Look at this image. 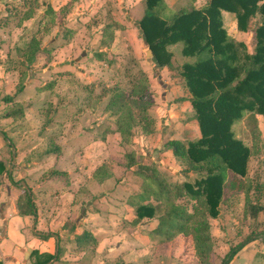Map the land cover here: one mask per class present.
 <instances>
[{"label": "rangeland", "instance_id": "rangeland-1", "mask_svg": "<svg viewBox=\"0 0 264 264\" xmlns=\"http://www.w3.org/2000/svg\"><path fill=\"white\" fill-rule=\"evenodd\" d=\"M168 1L170 7L176 9L194 2V5L200 6L206 0ZM47 7L50 10L54 9L53 17L50 16L49 11L43 15L44 11L41 9L45 10ZM141 7L143 9L145 7L143 0H0V105L10 102L17 109L24 104L29 106V103L40 105L35 111L30 112L29 109V120L20 125V133L33 132L47 135L48 138L61 133H70L74 129L78 131L93 129L91 132L93 140L99 142L94 141L98 143L95 144L96 148L102 149L104 143V148L111 150L109 157L105 159L116 171L115 178L124 179L123 182L127 184L124 191L119 193L120 196H116L117 193L111 194V198L125 200L123 208L117 206L116 210H111L116 216H111L108 221L111 229L99 223L97 218L94 219L92 228L105 234L109 231L108 235H111V231L118 227L120 231L115 232L112 240L121 242L120 237L125 238L126 248L129 247L127 239H132L130 237L134 230L138 231L133 235L137 241L151 239V244L143 241L141 249L131 250L128 256L124 254L125 259L122 258L121 253L113 251L115 244H109L110 252L107 253L102 252L105 245L98 249L90 243L83 249L84 252L76 264H185L181 251L192 250L193 241L185 234L180 235L182 238L158 243L157 235L150 232L156 226L158 216L146 219L142 225L137 223L138 220L133 221L130 218L132 216L129 207L138 201L134 196L142 191V178L132 171L134 165L126 166L129 153L134 155L136 162L149 163L155 162L152 156L162 153L164 147L171 149L168 138L159 143V136L156 135L148 147L145 146V140H141L140 137V134L154 131V121L151 123V119H154L155 100L152 101L154 97L151 89L154 87L151 84L153 85L155 81L150 82L149 78L146 98L150 100V104L147 115L144 112L147 119L146 127L142 126L145 125L144 122L134 126L133 135L128 141L121 140V137L112 131V128L116 127L117 113L114 112V107L109 106L111 99L121 91L131 98L135 86L141 82L142 74L148 77L146 71L141 68L139 59L146 65L149 64V59L156 61L152 51L151 54L148 53L149 46L138 25ZM28 9L32 13L27 18L25 15L29 12ZM222 18L227 32L236 39L244 41L248 51H253L255 39L252 29L240 31L233 12L222 11ZM33 41H39L41 47L51 50L50 61H45L47 54H41L37 61L30 60L26 50ZM56 48L60 50L54 53ZM166 48L172 51L173 62L170 67L179 74V67L185 62L184 56L180 53V43L168 44ZM99 52L103 53L101 58L96 55ZM157 65L152 67L150 75ZM7 70L13 73L5 74ZM21 74L24 78L23 83L19 78ZM29 81L35 83L33 89L30 93L23 94L22 89ZM50 82L51 87L39 89ZM56 82L60 85L56 86ZM33 95H38V98L34 100ZM158 103L156 101V104ZM187 106L191 107L189 101L185 103V108ZM3 109V112L2 108L0 109V115L4 114L5 108ZM134 109L136 112L141 110L139 106ZM73 112L78 115L88 112L86 118L88 121L74 117L77 122L71 121L75 127L72 128V125L66 124L65 121L73 116ZM247 113L248 111L245 112V118L249 115ZM186 114L189 117L187 121L191 122L194 129L197 128L194 118L191 117L194 115L193 111H188ZM143 116L141 119L145 121ZM245 118L236 121L233 128L236 135L252 148L247 175L253 182L249 191L241 189L236 194L227 191L220 203L219 214L216 217H209L214 240L212 259L214 258L215 264L220 263L229 247L244 240L247 235H261L264 232V185H259L264 183V116L260 114L257 117L260 129L258 141L251 128L246 125ZM150 127L151 130H145ZM197 135L193 134V137ZM53 146V142H49V148L52 149ZM176 159V165L174 164L176 168H170L166 161L164 164L167 165L161 168L158 166L168 179L183 183L198 177V171L191 169L185 158L178 156ZM178 168L181 173L176 170ZM183 169H187V172L182 171ZM176 201H183L189 210H192V205L195 203V200L186 195L177 197ZM125 208L128 209L123 213L122 209ZM158 208L157 213H160L161 207ZM122 213L125 214V219ZM91 240L95 239L89 238L90 242ZM257 240L256 251L264 254L262 252L264 246L262 248L259 243L261 239L257 238ZM230 261V264H264V258L252 254L249 249H244L239 256L233 257ZM189 264L200 263L192 259Z\"/></svg>", "mask_w": 264, "mask_h": 264}, {"label": "trees", "instance_id": "trees-1", "mask_svg": "<svg viewBox=\"0 0 264 264\" xmlns=\"http://www.w3.org/2000/svg\"><path fill=\"white\" fill-rule=\"evenodd\" d=\"M143 1L145 7L138 25L156 63L159 66L172 65V51L166 46L174 43L181 44L183 55L192 57L181 64L179 75L189 92L200 134L185 141L169 139L168 144L172 154L185 158L189 167L199 175L193 181L174 182L155 162H136L134 155L129 153L126 166L134 165L132 171L142 178V191L135 194L138 201L132 205L134 221L158 216L156 226L150 231L157 235L158 243L182 238L181 234L189 235L193 246L188 252L181 251L184 263L189 264L195 259L200 264H215L209 217L219 214L220 203L227 191L230 190L231 194L241 189L249 191L253 182L247 175L252 148L236 135L233 125L245 118L248 111L246 125L253 131L256 141L260 139L256 115L264 116V0H206L200 6L191 3L176 9L171 8L166 0ZM28 11L27 18L32 13L30 9ZM47 11L54 16V9L47 7L43 15ZM222 11L235 14L240 31L252 29L253 51H248L244 41L227 32ZM28 47L26 51L32 62L41 54H47L46 62L51 60V50L41 47L39 41L29 43ZM96 55L101 58L103 53ZM19 78L23 83L22 74ZM140 81L131 98L121 91L109 103L117 113L113 130L123 141L131 138L134 126L144 122L145 125H141L146 127L149 80L142 74ZM51 86L50 82L39 89ZM138 106L141 108L139 113L134 109ZM21 113L20 108H15L5 115L16 117ZM142 115L145 121H142ZM153 121L151 119V123ZM53 148L61 149L55 145ZM182 171L187 172V169ZM92 175L101 182L111 177L113 170L105 161L94 169ZM184 195L195 200L192 210L183 201H176L177 197ZM17 207L20 214L34 213V204L27 190L19 196ZM158 207H161L160 213H157ZM255 238L264 240V232L247 235L229 247L219 264H228L246 242Z\"/></svg>", "mask_w": 264, "mask_h": 264}, {"label": "crops", "instance_id": "crops-1", "mask_svg": "<svg viewBox=\"0 0 264 264\" xmlns=\"http://www.w3.org/2000/svg\"><path fill=\"white\" fill-rule=\"evenodd\" d=\"M166 2L171 5L168 0ZM141 9L143 12V7ZM41 11H44V8ZM58 50L60 49L56 48L54 53ZM181 55L184 56L185 61L192 60L191 56L182 53ZM149 60L147 65L140 59L138 62L148 74L150 82L155 81L153 85L151 84L154 87H151L153 88L151 94L154 97L152 101L155 100L154 114L152 113L154 131L140 134L141 140H145V146L149 147L156 135L159 136V143L167 138L184 141L199 136L195 115L191 117L194 118L197 128L194 129L191 122L187 121L189 117L186 113L191 110L193 114L195 113L183 78L170 65L162 67L157 65L150 75V70L157 63L153 59ZM171 60L173 62V56ZM12 73L10 70L5 71V74ZM33 84H35L33 81L27 82L22 93H30ZM55 85L59 86L60 83L56 82ZM33 98L35 100L38 95H33ZM156 101L159 103L156 104ZM188 101L192 108L190 106L185 108V103ZM29 104V106L24 104L23 107L18 105L21 106L22 113L16 117L5 115L14 108L13 103L0 105L2 112L5 108L4 114L0 115V264H76L84 252L83 249L90 243L97 248L105 245L102 252L107 253L110 252L109 244H115L113 251L121 253L124 258V254L128 256L131 250L141 249L143 241L151 244L150 238L137 241L133 235L138 231L134 230L130 237L132 239H127L129 247L126 248L125 238L120 237L121 242L112 240L115 232L120 231L118 227L112 229L111 235H108L109 231L105 234L92 228L94 219L97 218L99 223L111 229L108 221L111 216H115L111 210H116L117 206L123 208L125 205V200L111 198V194L117 193L116 196H120L119 193L124 191L127 184L123 182L124 179L115 178L116 171L113 168V175L101 182L92 175L94 169L106 161L105 158L109 157L111 150L105 149L104 143L102 149L96 148L99 142L93 140L91 128L83 131L74 129L70 133L52 136L53 138L33 132L20 133V125L29 120V109L32 112L40 106ZM88 115V112L83 115L73 112V116L65 122L75 128L71 123V121L77 122L74 117L82 118L87 122ZM256 116L259 117L260 114ZM37 120L40 119L37 117ZM114 128H112L113 133L119 135L113 130ZM193 134L197 136L193 137ZM49 142H53L61 149L48 150ZM163 149L160 154L153 153L152 159L160 168L167 165L164 164L165 161L170 168H176L174 164L177 159L172 154V150L166 147ZM176 170L181 173L179 168ZM25 190L31 195L34 213L20 214L18 211L17 200ZM127 209H122L123 213ZM129 211L132 216L130 218L134 221L135 215L131 206ZM123 213L121 215L125 219ZM148 218L139 219L137 223L142 225ZM89 238L95 240L90 242ZM256 242H258L257 238L246 242L233 257L239 256L244 249H249L252 254L264 258V254L257 253ZM259 243L263 248L264 241L261 239Z\"/></svg>", "mask_w": 264, "mask_h": 264}, {"label": "water", "instance_id": "water-1", "mask_svg": "<svg viewBox=\"0 0 264 264\" xmlns=\"http://www.w3.org/2000/svg\"><path fill=\"white\" fill-rule=\"evenodd\" d=\"M148 53H150V54H151V49H150V48L148 49Z\"/></svg>", "mask_w": 264, "mask_h": 264}]
</instances>
